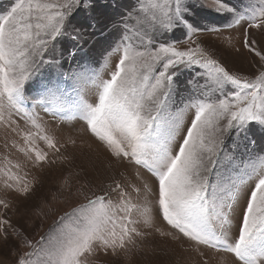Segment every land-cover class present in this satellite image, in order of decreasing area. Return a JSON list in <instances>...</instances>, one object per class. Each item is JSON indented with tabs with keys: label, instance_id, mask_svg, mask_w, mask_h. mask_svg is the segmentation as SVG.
<instances>
[{
	"label": "snow or ice",
	"instance_id": "6c2138e0",
	"mask_svg": "<svg viewBox=\"0 0 264 264\" xmlns=\"http://www.w3.org/2000/svg\"><path fill=\"white\" fill-rule=\"evenodd\" d=\"M96 3L14 0L0 14V125L21 137L23 146L13 147L37 164L48 159L38 141L60 152L43 118L25 107L26 85L32 82L34 108L83 121L112 158L134 166L137 179H143L140 170L148 173L156 186L145 180L142 188L130 185L129 192L114 182L105 194L66 213L35 244L24 239L30 251L16 264H95L101 252L116 256L137 247L146 229L183 237L197 252L203 246L231 254L238 264H264V155L246 160L236 155L250 141L251 126L264 131V49L249 31L264 30V0H247L242 10L212 0L215 12L231 14V26L246 22L242 46L260 61L252 78L230 72L193 40L198 29L188 17L204 7L201 0H135L108 28L118 35L99 68L79 64L66 72L57 45L64 38L73 42L70 60L85 51L97 29ZM112 7H118L115 0ZM81 11L90 19L77 28L72 20ZM181 28L195 46L154 45L155 33ZM185 72L192 74L186 96L178 79ZM230 136L232 151L225 147ZM13 168L20 164L5 158V187L27 193L28 184ZM0 205L9 207L3 200ZM157 216L174 232L161 231ZM10 228L0 217L5 240Z\"/></svg>",
	"mask_w": 264,
	"mask_h": 264
},
{
	"label": "rangeland",
	"instance_id": "374dc122",
	"mask_svg": "<svg viewBox=\"0 0 264 264\" xmlns=\"http://www.w3.org/2000/svg\"><path fill=\"white\" fill-rule=\"evenodd\" d=\"M14 0H0V14L9 9ZM114 0H97L95 8L92 10V17L97 21L98 30L94 37L91 33V42L85 43L86 54L81 51L74 59L64 56L62 63L67 72V64L74 65V69L79 64H88L99 68L103 55L110 50V47L117 39L115 31H109L110 25L119 19V13L131 7L135 0H115L118 7L113 8ZM225 2L237 10H242L247 0H225ZM204 7L195 8L194 15L189 16L190 22L198 29L193 36L198 44L230 72L254 77L260 65L258 58L254 57L243 48V33L247 27L246 22L240 26H231V14H220L213 10L212 0H201ZM114 17V21L108 20L109 26L104 33V18ZM86 11L76 14L72 20V25L77 28L86 27L89 21ZM210 24L205 27L206 24ZM223 23V28H215L218 31H211L213 25ZM71 30V29H70ZM90 31V30H89ZM256 39L260 40V47L264 49V30L257 31L249 29ZM101 32V33H100ZM170 33H155L153 36L154 45L161 43H175L181 49L195 46L188 40V36L183 29L182 35L177 40L170 38ZM230 40V42H229ZM94 42V45H93ZM72 41L64 38L57 45L58 50L67 54L72 50ZM66 47L67 52L63 47ZM106 47L107 51L99 56H93L96 48ZM239 49V51H237ZM86 55V56H85ZM116 58L113 57V64ZM100 63V64H99ZM94 64H98L95 65ZM192 74L185 72L178 79L180 91L186 96L187 81ZM107 78V76H105ZM34 83L26 85V96L28 100L25 107L29 111H37L43 118L42 122L49 135H52L60 152L46 148L42 141H38V146L48 154V159L42 163H35L34 157L30 160L21 152L17 151L13 144L23 146V140L10 129L0 125V200L5 201L9 207L5 209L0 205V217L8 219L12 228L8 229V239L0 236V264H16L18 258L26 251H30L23 246V240L27 239L34 244L45 237L46 234L59 222L60 218L70 213L74 208L87 202L88 198L103 195L114 186V182L122 183L131 192L130 185L141 187L146 180L155 189L156 181L148 173L141 171L143 179H137L134 166L127 162L116 161L111 157L107 149L100 144L87 130L83 121L70 119L66 114L64 118H53L45 114L38 107L34 108ZM94 100V97H90ZM179 99V97H178ZM21 130H26L25 121L19 116H13ZM250 141H244L236 150V155L241 160H246L249 156L257 154L264 155V131L259 126H251L249 132ZM75 141V143H72ZM234 137H228L225 147L232 151ZM5 158L13 164L19 163L20 168H13L12 171L19 175L29 186L27 193H22L5 187V177L3 169ZM135 197V193H132ZM115 199V195L113 194ZM154 199V197H152ZM156 224L161 231L174 232L161 217L157 216ZM239 221L234 222L232 234L238 231ZM146 235L142 241H138L137 247L128 252H121L116 256L98 254L95 264H238L229 253L216 252L212 249L200 246L197 252L196 245L185 238L173 239L171 236H161L154 230H144ZM18 234V235H16ZM179 235V234H177ZM203 253V254H201Z\"/></svg>",
	"mask_w": 264,
	"mask_h": 264
},
{
	"label": "trees",
	"instance_id": "16d2710c",
	"mask_svg": "<svg viewBox=\"0 0 264 264\" xmlns=\"http://www.w3.org/2000/svg\"><path fill=\"white\" fill-rule=\"evenodd\" d=\"M112 20V22L114 21V17H106V18H104V24H102L103 25V29H101V32H102V30H103V33H101V35H103V37L105 38V36H106V34L104 33V31H106V28L109 26V23L107 22L108 20ZM210 24H206V26L205 27H207V26H209ZM224 26H226L225 24H223V23H220V24H217V25H213V28H223ZM96 31H100V30H98V26H97V29H96ZM182 32H183V29L181 28V29H176V30H174L173 31V33L170 35V38L172 39V40H177L181 35H182ZM96 34H97V32H95ZM96 34H94V33H92V35L95 37L96 36ZM91 42V40H89L87 43L89 44ZM93 45H94V42H93ZM83 47H84V49H85V45H83ZM64 48V50L67 52V48L64 46L63 47ZM101 51L102 52H105V51H107V49H106V47H100V48H96V51H95V53L96 54H94L93 56H99L100 54H101ZM85 54H86V50L85 51H83ZM65 55H68V53L67 54H64V56ZM86 56V55H85ZM100 64V63H99ZM75 65V64H74ZM74 65H70V64H67V70H69V69H74ZM95 65H98V64H94V66ZM64 67H66V66H64ZM96 68V67H95Z\"/></svg>",
	"mask_w": 264,
	"mask_h": 264
}]
</instances>
